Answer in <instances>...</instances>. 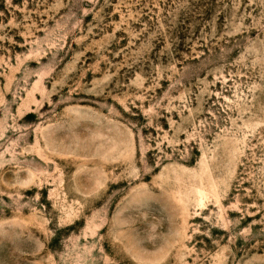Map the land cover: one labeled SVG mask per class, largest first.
I'll use <instances>...</instances> for the list:
<instances>
[{"label": "rangeland", "instance_id": "1", "mask_svg": "<svg viewBox=\"0 0 264 264\" xmlns=\"http://www.w3.org/2000/svg\"><path fill=\"white\" fill-rule=\"evenodd\" d=\"M0 264H264V0H0Z\"/></svg>", "mask_w": 264, "mask_h": 264}]
</instances>
